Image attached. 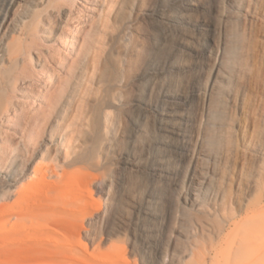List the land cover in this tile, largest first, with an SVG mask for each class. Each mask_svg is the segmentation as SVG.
Returning <instances> with one entry per match:
<instances>
[{"label":"rangeland","instance_id":"1","mask_svg":"<svg viewBox=\"0 0 264 264\" xmlns=\"http://www.w3.org/2000/svg\"><path fill=\"white\" fill-rule=\"evenodd\" d=\"M98 1L68 129L40 140L75 165L47 174L50 200L29 186L38 155L0 162V264H264V0ZM11 4L0 46L47 0Z\"/></svg>","mask_w":264,"mask_h":264},{"label":"bare ground","instance_id":"2","mask_svg":"<svg viewBox=\"0 0 264 264\" xmlns=\"http://www.w3.org/2000/svg\"><path fill=\"white\" fill-rule=\"evenodd\" d=\"M11 1L15 9L23 2ZM79 1L72 0L55 6V0H47V7L35 14L30 24L24 25L19 38L0 46V121L13 126L12 132L5 130L1 134L0 162L6 161L19 150V145L27 164L30 165L38 155L40 161L32 162V176L38 181H33L32 177L29 186L37 194H45L48 186L52 185V189L47 191L50 200L56 192H63V187L49 184L45 178L50 174L63 180L64 170L75 164L59 167L56 160L50 158L49 150L43 149L41 141L57 134L61 137L68 129L67 108L78 104V100L66 97L67 88L78 75L81 61L87 59L92 51L90 45L98 22L93 14L99 1L84 0L85 5L79 4L80 7L77 5ZM188 1L185 6L191 4ZM34 2L32 0V4ZM5 20L0 22V32L6 26ZM55 32L58 34L55 35ZM140 80L145 86L157 81L165 84L167 76L165 74L160 78L157 74L145 73ZM17 99L21 101L15 102ZM67 140L69 142L68 137L65 138ZM16 173L12 172L5 181L14 182L18 177ZM57 184L60 185L59 182ZM28 189L31 190L30 187ZM65 204L62 199L58 207L63 208ZM25 216L34 223L31 233L39 236L38 221L32 219V209Z\"/></svg>","mask_w":264,"mask_h":264}]
</instances>
